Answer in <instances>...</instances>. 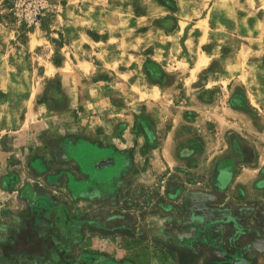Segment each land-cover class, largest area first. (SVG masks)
<instances>
[{
  "label": "rangeland",
  "instance_id": "obj_1",
  "mask_svg": "<svg viewBox=\"0 0 264 264\" xmlns=\"http://www.w3.org/2000/svg\"><path fill=\"white\" fill-rule=\"evenodd\" d=\"M14 3L0 0V139L21 142L33 125L102 142L129 133L138 162L146 155L140 131L164 115L186 141L180 155L191 167L264 161V0H48L37 27L19 21ZM222 173L206 187L202 171L180 166L162 176V195L154 186L144 198L136 171L125 218L137 226L145 203L170 211L173 192L172 235L166 245L149 236L167 248L169 264H234L240 256L253 264L257 213L227 203L240 193L223 192ZM187 191L199 200L189 210ZM209 192L220 200L204 208Z\"/></svg>",
  "mask_w": 264,
  "mask_h": 264
},
{
  "label": "crops",
  "instance_id": "obj_2",
  "mask_svg": "<svg viewBox=\"0 0 264 264\" xmlns=\"http://www.w3.org/2000/svg\"><path fill=\"white\" fill-rule=\"evenodd\" d=\"M164 118L162 115V122L144 126V131H140V139L144 141L140 144L144 143L146 155L140 156L138 162L132 155L133 136L129 133L126 137L113 136L102 142L76 136L62 138L49 128L36 131L33 125L26 133L27 139L21 142L15 137L13 144V139L2 137L0 264H169L172 259L163 238L173 233L169 224L174 222V209L179 203L177 195L170 192V211H166L168 206L163 209V204L152 211L145 203L140 207L137 226H131L134 221L125 218L124 213L125 205L130 203L129 190L134 187L131 177L136 171L140 190L146 198L148 189L154 186L160 187L162 195L163 187L168 186L162 176L180 166L188 171H202L206 187L211 186V177L217 169L224 173L220 174L225 181L223 192L240 193L227 203L238 206L242 202L240 209L250 214V218L257 213L259 230L251 234L250 250L251 257H255L253 264H264L263 159L258 157L243 166H232L231 162L220 159L217 164L191 167L180 155L186 141L171 121L170 127L167 126ZM122 144L124 149L120 150ZM140 150L139 147V154ZM109 158L113 161L97 166ZM173 181L170 180L171 187ZM187 185L195 186L188 182ZM213 200L209 192L201 204L205 208L220 199ZM182 201L189 210L199 200L194 191H187ZM120 219L122 226L118 227L116 221ZM132 233L139 236L135 243ZM155 234H160L164 245L150 241L149 236ZM117 236L125 238L118 241ZM239 258L251 264L247 256Z\"/></svg>",
  "mask_w": 264,
  "mask_h": 264
},
{
  "label": "built area",
  "instance_id": "obj_3",
  "mask_svg": "<svg viewBox=\"0 0 264 264\" xmlns=\"http://www.w3.org/2000/svg\"><path fill=\"white\" fill-rule=\"evenodd\" d=\"M48 0H15L14 11L16 17L27 27L40 26Z\"/></svg>",
  "mask_w": 264,
  "mask_h": 264
},
{
  "label": "water",
  "instance_id": "obj_4",
  "mask_svg": "<svg viewBox=\"0 0 264 264\" xmlns=\"http://www.w3.org/2000/svg\"><path fill=\"white\" fill-rule=\"evenodd\" d=\"M113 160L111 158L107 159V160H104V161H101V162H98L97 163V166H102V165H106V164H109L110 162H112ZM234 264H248L246 260L242 259V258H237L235 261H234Z\"/></svg>",
  "mask_w": 264,
  "mask_h": 264
}]
</instances>
